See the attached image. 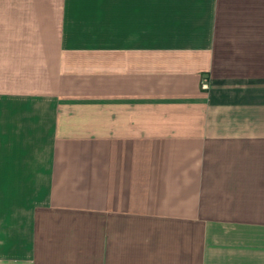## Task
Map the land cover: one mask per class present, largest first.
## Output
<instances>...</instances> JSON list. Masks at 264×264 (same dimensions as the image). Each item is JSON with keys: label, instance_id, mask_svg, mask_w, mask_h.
<instances>
[{"label": "crops", "instance_id": "0c3cea01", "mask_svg": "<svg viewBox=\"0 0 264 264\" xmlns=\"http://www.w3.org/2000/svg\"><path fill=\"white\" fill-rule=\"evenodd\" d=\"M0 264H264V0H0Z\"/></svg>", "mask_w": 264, "mask_h": 264}, {"label": "built area", "instance_id": "2783aa9c", "mask_svg": "<svg viewBox=\"0 0 264 264\" xmlns=\"http://www.w3.org/2000/svg\"><path fill=\"white\" fill-rule=\"evenodd\" d=\"M202 88L203 89H206L207 88V84L205 82L202 84Z\"/></svg>", "mask_w": 264, "mask_h": 264}]
</instances>
